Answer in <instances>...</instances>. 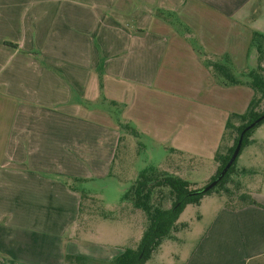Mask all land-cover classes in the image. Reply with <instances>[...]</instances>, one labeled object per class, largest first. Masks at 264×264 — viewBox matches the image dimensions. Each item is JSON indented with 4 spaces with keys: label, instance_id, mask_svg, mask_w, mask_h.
<instances>
[{
    "label": "crops",
    "instance_id": "obj_1",
    "mask_svg": "<svg viewBox=\"0 0 264 264\" xmlns=\"http://www.w3.org/2000/svg\"><path fill=\"white\" fill-rule=\"evenodd\" d=\"M255 12L250 0H0V98L12 116L0 153V264H110L127 248L92 240L74 188V179L110 173L117 133L102 127L100 139L98 127L74 117L103 89L153 142L212 158L228 115L243 113L253 91L216 82L193 42L242 71L252 33H264ZM78 29L99 43L102 84L95 63L81 86L74 57L47 63V37L74 38ZM189 100L192 109L180 107ZM263 152L264 122L230 177V198L241 201L216 208L186 264L264 261V173L254 179Z\"/></svg>",
    "mask_w": 264,
    "mask_h": 264
},
{
    "label": "rangeland",
    "instance_id": "obj_2",
    "mask_svg": "<svg viewBox=\"0 0 264 264\" xmlns=\"http://www.w3.org/2000/svg\"><path fill=\"white\" fill-rule=\"evenodd\" d=\"M250 5L256 8V12L252 13L253 20L257 22L258 26H261V30H264V0H250ZM81 23L85 27L86 21L81 20ZM62 35L59 38L55 35L47 37V48H51L47 63H68L69 57H74V81H80L86 77L81 74L90 69L89 64L95 63L92 70L98 73L100 84H102L103 60L98 41L93 39L91 33L85 29H78L77 36L74 38ZM82 39L90 40L89 44L92 43L96 51L90 52L87 43ZM62 54H67L68 59H65ZM65 79L64 77L63 80L65 81ZM79 85H82L81 81ZM99 95L97 101H83V112L74 119L98 127L96 128V137L100 139L107 135L102 127L110 131L114 130L117 133V141L108 175L104 177L86 175L85 179H74V188L83 194L82 217H86L81 218L84 219L82 226L91 227L95 235L92 237L94 241L116 244L125 242L124 245L135 247L146 218L140 209L134 208L131 202L123 198V194L137 178L138 172L154 166L166 173L188 180L192 184L191 187L196 189L207 183L209 180L207 178L216 165L213 157L209 158L206 155L153 142L123 116L122 105L119 102L107 100L103 89L100 90ZM2 102L3 99L0 98V153L3 150L7 126L12 119L6 110L5 103ZM185 104H187L185 107L190 110L193 105L197 104V101H185L180 104V107ZM104 112L111 117L112 128L106 127L110 125ZM93 135L95 137V132ZM263 173L264 169L255 175L254 179H260ZM226 184L230 189V176ZM201 201L200 205H186L177 221L184 226L174 232L173 238L167 239L161 244L153 254L152 260H150L151 264H186L189 254L209 226L216 208L221 204L238 203L241 200H232L228 193L212 191L210 194L204 195ZM163 205L166 207L168 203ZM88 210L92 213L90 218H87ZM259 264H264V261Z\"/></svg>",
    "mask_w": 264,
    "mask_h": 264
},
{
    "label": "trees",
    "instance_id": "obj_3",
    "mask_svg": "<svg viewBox=\"0 0 264 264\" xmlns=\"http://www.w3.org/2000/svg\"><path fill=\"white\" fill-rule=\"evenodd\" d=\"M193 46L216 82L222 85H247L253 91L246 110L243 113L232 112L226 119L220 143L213 156L215 173L207 181L208 184L230 158L241 130L264 114V33H252L247 50L248 65L242 71L234 68L228 56H208L195 41ZM263 122L264 118L244 133L239 153L249 142L253 131ZM237 157L212 189L196 195L189 193L199 188H192V184L186 179L154 166L140 170L137 178L124 192L123 198L144 213L146 220L142 234L135 247L125 248L110 264H146L161 244L173 238L174 232L184 226L177 221L186 205L199 204L201 198L212 191L230 194L226 182L236 171ZM164 203L168 205L165 207Z\"/></svg>",
    "mask_w": 264,
    "mask_h": 264
},
{
    "label": "water",
    "instance_id": "obj_4",
    "mask_svg": "<svg viewBox=\"0 0 264 264\" xmlns=\"http://www.w3.org/2000/svg\"><path fill=\"white\" fill-rule=\"evenodd\" d=\"M264 118V114L259 116L258 118H256L255 120H253L251 123H249L248 125H246L241 132L239 133V137L237 140V143L235 145V148L230 156V158L228 159V161L226 162V164L224 165V167L221 169V171L216 175V177L211 180L208 184L204 185L203 187L196 189L194 191H191L189 193V195H196V194H201V193H205L207 191H209L210 189H212L220 180L221 178L224 176V174L227 172L228 168L231 166V164L234 162V160L236 159L240 147H241V142H242V138L244 133L249 130L250 128H252L253 126H255L257 123H259L262 119Z\"/></svg>",
    "mask_w": 264,
    "mask_h": 264
}]
</instances>
